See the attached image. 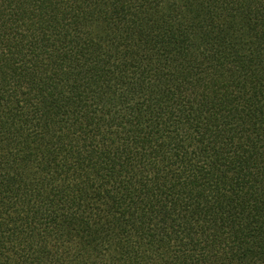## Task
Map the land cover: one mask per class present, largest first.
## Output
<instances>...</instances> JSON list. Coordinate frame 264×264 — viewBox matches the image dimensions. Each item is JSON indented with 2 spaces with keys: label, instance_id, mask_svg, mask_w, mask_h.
<instances>
[{
  "label": "trees",
  "instance_id": "trees-1",
  "mask_svg": "<svg viewBox=\"0 0 264 264\" xmlns=\"http://www.w3.org/2000/svg\"><path fill=\"white\" fill-rule=\"evenodd\" d=\"M0 264H264V0H0Z\"/></svg>",
  "mask_w": 264,
  "mask_h": 264
}]
</instances>
